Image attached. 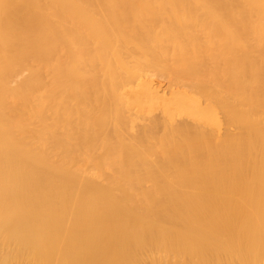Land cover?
<instances>
[{
	"label": "bare ground",
	"instance_id": "bare-ground-1",
	"mask_svg": "<svg viewBox=\"0 0 264 264\" xmlns=\"http://www.w3.org/2000/svg\"><path fill=\"white\" fill-rule=\"evenodd\" d=\"M0 264H264V0H0Z\"/></svg>",
	"mask_w": 264,
	"mask_h": 264
}]
</instances>
